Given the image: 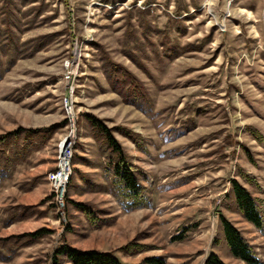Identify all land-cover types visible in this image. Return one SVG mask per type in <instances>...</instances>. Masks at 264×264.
<instances>
[{
	"label": "rangeland",
	"instance_id": "obj_1",
	"mask_svg": "<svg viewBox=\"0 0 264 264\" xmlns=\"http://www.w3.org/2000/svg\"><path fill=\"white\" fill-rule=\"evenodd\" d=\"M234 181L264 219V0H0V264H264Z\"/></svg>",
	"mask_w": 264,
	"mask_h": 264
},
{
	"label": "trees",
	"instance_id": "obj_2",
	"mask_svg": "<svg viewBox=\"0 0 264 264\" xmlns=\"http://www.w3.org/2000/svg\"><path fill=\"white\" fill-rule=\"evenodd\" d=\"M56 171V170H55ZM120 175V180L125 188L130 191L126 197L128 199L134 197L136 199L139 194L136 177L129 171L116 170ZM233 190L239 208L243 211L245 217L251 221L258 228L264 226V219L258 206L256 199L250 192L237 181L233 182ZM136 201H133L135 204ZM223 228L226 240L233 255L246 261L248 264H263L260 259L255 255L252 247L247 240L241 235L239 230L228 220L223 219ZM60 254H65L73 264H122L121 261L109 252H100L97 250H79L70 246H63L59 250ZM149 264H163L160 259H148ZM206 264H226L215 253H211L208 257Z\"/></svg>",
	"mask_w": 264,
	"mask_h": 264
},
{
	"label": "bare ground",
	"instance_id": "obj_3",
	"mask_svg": "<svg viewBox=\"0 0 264 264\" xmlns=\"http://www.w3.org/2000/svg\"><path fill=\"white\" fill-rule=\"evenodd\" d=\"M71 91V90H70ZM73 91V89H72ZM71 91V92H72ZM65 106L67 107V111L69 112V114L72 115V111H73V106L68 105V102L65 103ZM74 123V121H73ZM74 125V124H72ZM74 133L75 131L72 132V134H70V138L73 139L74 137ZM71 142V141H70ZM67 150L68 149V153H67V159H66V174H65V157H66V151L61 152V155L59 156V161H58V166L55 172V189L58 191V199L57 202L59 204H63V195H64V189L66 187V184L69 181L70 175L72 174V166H71V161H72V151H71V147L70 146H66L65 147ZM61 192V193H60ZM56 193V194H57Z\"/></svg>",
	"mask_w": 264,
	"mask_h": 264
},
{
	"label": "built area",
	"instance_id": "obj_4",
	"mask_svg": "<svg viewBox=\"0 0 264 264\" xmlns=\"http://www.w3.org/2000/svg\"><path fill=\"white\" fill-rule=\"evenodd\" d=\"M71 78V75L68 76V79ZM70 87V86H69ZM72 115H73V112H72ZM73 118V117H72ZM67 153L68 151L66 150V157H65V160H64V163H65V174H66V159H67ZM61 193V192H60Z\"/></svg>",
	"mask_w": 264,
	"mask_h": 264
}]
</instances>
